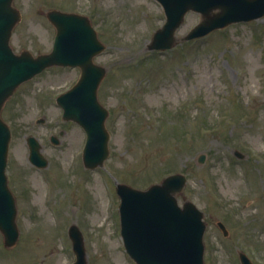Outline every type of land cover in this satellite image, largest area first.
<instances>
[{"label":"rangeland","instance_id":"1","mask_svg":"<svg viewBox=\"0 0 264 264\" xmlns=\"http://www.w3.org/2000/svg\"><path fill=\"white\" fill-rule=\"evenodd\" d=\"M15 6L22 13L11 42L18 53L52 50L50 10L91 18L107 46L95 62L108 70L99 99L110 112L112 137L105 166L87 170L86 133L63 121L56 103L77 82L79 68H50L14 94L2 116L13 134L8 176L20 235L5 248L0 232V264H72V224L85 237L88 264H134L119 242L116 186L147 189L173 173L188 178L179 203L193 201L205 214V264H240L241 252L264 264V17L159 53L147 51L166 21L155 0H15ZM214 10L211 17L221 12ZM200 20L190 12L177 37ZM29 136L40 142L46 169L28 161Z\"/></svg>","mask_w":264,"mask_h":264},{"label":"water","instance_id":"2","mask_svg":"<svg viewBox=\"0 0 264 264\" xmlns=\"http://www.w3.org/2000/svg\"><path fill=\"white\" fill-rule=\"evenodd\" d=\"M158 1L164 6L167 21L155 33L149 50H168L178 42L203 38L233 23L264 16V0ZM216 8H220L221 13L211 17L210 12ZM190 11L201 13L204 20L187 36L177 39L175 34ZM47 17L57 30L52 52L38 56L29 50L15 53L10 43L22 19L21 12L14 6V0H0V231L8 248L17 243L19 229L16 199L6 174L12 135L1 113L24 82L53 66L80 67L82 76L77 85L58 99L64 108V119L78 123L87 133L83 155L87 168L103 166L110 155V134L106 126L109 111L98 98L107 69L94 63V58L106 47L99 41L87 16L53 10ZM52 140L58 143L56 138ZM28 145L30 161L38 167H46L48 161L41 154L39 142L30 137ZM199 161L204 162L205 156L201 155ZM186 183V176L178 173L146 190L118 185L122 233L128 252L137 264H205L207 224L203 221L204 213L191 201H186L183 207L178 203ZM219 226L227 234L225 226L222 223ZM69 234L77 256L75 264H87L82 233L77 226H72ZM240 258L242 264H253L243 253Z\"/></svg>","mask_w":264,"mask_h":264},{"label":"bare ground","instance_id":"3","mask_svg":"<svg viewBox=\"0 0 264 264\" xmlns=\"http://www.w3.org/2000/svg\"><path fill=\"white\" fill-rule=\"evenodd\" d=\"M215 12H216V10H213V11H211V14L215 15L216 14Z\"/></svg>","mask_w":264,"mask_h":264}]
</instances>
